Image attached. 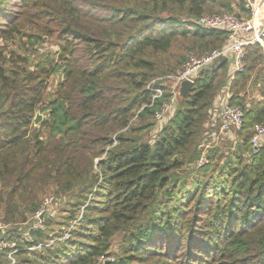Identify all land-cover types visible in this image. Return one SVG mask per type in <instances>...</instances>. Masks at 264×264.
I'll use <instances>...</instances> for the list:
<instances>
[{"label":"trees","instance_id":"1","mask_svg":"<svg viewBox=\"0 0 264 264\" xmlns=\"http://www.w3.org/2000/svg\"><path fill=\"white\" fill-rule=\"evenodd\" d=\"M244 6L0 0V186L7 189L0 210L10 227L0 236L15 244L0 251V264L13 250L15 264H264V143L251 155L253 128L264 125L260 48H245V68L232 81L228 59L198 74L163 123L155 115L169 103L168 87L153 101L147 90L179 73L190 55L226 46V34L200 28L199 18L249 16ZM23 38L19 49L54 39L57 59L46 53L30 64L12 49ZM51 83L55 93L45 100ZM226 86L243 113L229 152L218 148L226 137L218 123L214 140L205 130ZM250 86L260 99L248 98ZM37 111L47 115L35 127ZM202 141L213 143L203 149ZM44 182L60 202L69 195L58 209L65 217L58 223L44 213L43 228L25 232L47 196L37 192ZM78 218L62 241L57 228Z\"/></svg>","mask_w":264,"mask_h":264},{"label":"built area","instance_id":"2","mask_svg":"<svg viewBox=\"0 0 264 264\" xmlns=\"http://www.w3.org/2000/svg\"><path fill=\"white\" fill-rule=\"evenodd\" d=\"M244 7L248 10L250 17H240L234 14L221 13L216 15H204L198 19L197 25L205 30L222 31L227 36V44L220 50H212L210 53L202 56L190 55L188 60L182 65L181 71L176 75L164 76L155 79L147 86V90L153 92V100L159 99L163 92L160 86L167 85L170 95L169 103L164 104L159 113L155 115L158 123H163V120L168 117L174 109L176 98L178 97V89L182 82L194 83L198 74L204 70H212L219 63L228 59L231 63L229 71V81H232L237 73L243 72L245 68V48L248 46H257L263 54L264 66V0H244ZM159 85V86H157ZM226 86L219 101L215 103L211 118L206 124V128L213 130L218 123L222 133L234 139L233 132L241 130L243 126V113L237 106L231 105V95ZM216 132L213 130L210 138L215 139ZM264 143V125H255L253 128V137L251 139V155H256L259 148ZM206 163L205 158L201 157L199 166ZM55 198V197H54ZM49 198L42 202L40 209L35 213L33 220L41 219L44 211L50 206L56 198ZM41 229V223H36L29 230ZM73 229L70 226L64 229V238L62 241L68 240V234ZM65 239V240H64ZM4 243L0 246V251L4 249L12 250L15 246L13 243ZM41 246L30 248L28 250H36ZM13 250L8 253L7 264H15V253Z\"/></svg>","mask_w":264,"mask_h":264},{"label":"rangeland","instance_id":"3","mask_svg":"<svg viewBox=\"0 0 264 264\" xmlns=\"http://www.w3.org/2000/svg\"><path fill=\"white\" fill-rule=\"evenodd\" d=\"M218 10V7H216L215 9H214V11H217ZM237 9H236V7H234L233 6V13H237ZM225 13V12H224ZM25 39L23 38V40L20 42V43H18L17 44V46H14V47H12V49L13 50H15L16 52H17V54H19V55H21L22 57H24V56H29V62H30V64H36V62L38 61V59H40L43 55H45L46 53H49V54H52L53 55V57H54V60H56L57 59V56H58V54H56V53H58V51H59V49H58V47H56V44H55V40L54 39H51V40H44L45 41V43L44 44H42V46H33V50H32V48H30L29 46H25V45H23V47H22V49H19L18 48V46L19 47H21L22 46V44H23V41H24ZM35 47V48H34ZM177 48V47H176ZM176 48H174L173 50H172V55H174V53L177 55V50H176ZM180 49H181V51H182V47H179ZM34 49H36L37 51H38V54H35V53H33V51H34ZM41 54H43L42 56H41ZM55 87H56V85H55V83H54V85L51 83L49 86H48V88H47V91H46V99L45 100H47L48 99V97H47V95H54V90H55ZM257 88H256V86H250L249 87V90H248V98L251 100H253V99H256V100H258L260 97H259V95H258V92H257V90H256ZM179 96V95H178ZM179 97H177L176 98V101H177V99H178ZM181 100V98H179V100L178 101H180ZM176 103V102H175ZM45 105V104H44ZM39 111H37L36 113H38ZM41 115H42V117L43 118H46V115H47V113H40ZM36 115V114H35ZM43 118H42V120H43ZM157 122V121H156ZM39 125V124H38ZM162 125H160V126H157V129H160V127H161ZM205 130H208V129H206V127H205ZM213 132V131H212ZM43 139H47V137H46V135L44 136V138ZM235 142L236 141H231V139H229V138H227V137H222L221 139H220V141H219V144H218V148H220V149H222V151H224V152H229V150L230 149H228L229 147V145H228V143H234L235 144ZM210 143H213L212 141H209V142H207V141H202L201 142V145H200V147L201 148H205V147H207V145H210ZM231 152V151H230ZM49 189V185L46 183V182H44L43 184H41V185H39V186H37V192H39V193H44V195L43 196H45V195H47V196H45L44 198H43V200H42V202L44 203V201L46 200V199H49V198H54L55 196L52 194V192L50 191V190H48ZM7 191V189L6 188H2V186H0V195L2 196V197H6V192ZM41 191H43V192H41ZM49 194V195H48ZM25 197V195L23 194L22 195V198H24ZM56 198V197H55ZM54 198V199H55ZM70 197H69V195H67V197H66V199H65V201L64 202H60L59 200H54L53 201V203L50 205V206H48L47 208H46V210L44 211V213H45V215H46V218H48L49 217V215L51 216L50 217V219H52V220H55V221H57L58 223H60V222H63V219H64V217H65V214H59V211H58V209L60 208V209H66V207H65V204L67 203V199H69ZM56 199H58V198H56ZM19 200H20V197L19 196H17L16 197V199H15V201H17L18 203H20L19 202ZM3 214V211L2 210H0V234L2 233V232H4V231H7V229L8 228H10V227H8L7 225H5V224H3V223H1V215ZM48 216V217H47ZM42 219H43V217L41 218V219H35V220H33L32 218H29L28 220H27V225H23L21 228H25V227H28V228H26V231L25 232H28V230L29 229H31L32 227H33V225H35L36 223H41V229L43 228V223H42ZM79 221V218L76 220V221H70V222H68V224L70 225V226H73V229L71 230V231H73L74 230V228L76 227V224H77V222ZM32 223V224H31ZM30 225V226H29ZM41 229H37V230H41ZM64 229H65V225H61L60 227H58L57 228V232L59 233V231H61L62 232V234H63V236H65V234L63 233L64 232ZM70 231V232H71ZM25 235L27 236V233H25ZM70 237V233L68 234V238ZM62 238H64V237H62ZM62 238H61V240H62ZM65 240V239H64ZM65 241H67V240H65ZM2 244H4V243H1V236H0V246L2 245ZM13 245L15 246V244L13 243ZM28 249H30V248H28ZM100 261H102V259H100Z\"/></svg>","mask_w":264,"mask_h":264},{"label":"water","instance_id":"4","mask_svg":"<svg viewBox=\"0 0 264 264\" xmlns=\"http://www.w3.org/2000/svg\"><path fill=\"white\" fill-rule=\"evenodd\" d=\"M192 83L190 82H182L179 86L178 89V97L179 98H184V96L187 94V92L192 88ZM42 115L40 112L36 113L35 118H34V126L37 127L38 124L42 121Z\"/></svg>","mask_w":264,"mask_h":264},{"label":"crops","instance_id":"5","mask_svg":"<svg viewBox=\"0 0 264 264\" xmlns=\"http://www.w3.org/2000/svg\"><path fill=\"white\" fill-rule=\"evenodd\" d=\"M248 11V10H247ZM250 17V14H249V16H245V18H249ZM260 99V98H259ZM226 137H228V138H230L229 136H227L226 135ZM231 141H235V138L233 139V140H231ZM234 144V143H233Z\"/></svg>","mask_w":264,"mask_h":264}]
</instances>
